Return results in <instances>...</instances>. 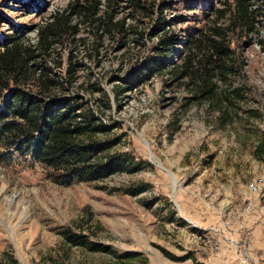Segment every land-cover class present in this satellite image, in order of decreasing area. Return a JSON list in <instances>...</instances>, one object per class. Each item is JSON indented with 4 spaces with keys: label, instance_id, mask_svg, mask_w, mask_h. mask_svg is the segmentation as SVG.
<instances>
[{
    "label": "rangeland",
    "instance_id": "obj_1",
    "mask_svg": "<svg viewBox=\"0 0 264 264\" xmlns=\"http://www.w3.org/2000/svg\"><path fill=\"white\" fill-rule=\"evenodd\" d=\"M87 1L0 0V46L11 38L36 44L56 13ZM100 1L101 15L125 20L129 36L80 26L82 41L67 40L47 66L62 78L74 72L71 96L95 112L107 94L112 109L100 117L121 124L109 136L120 139L112 153L129 154L141 168L62 186L30 159L0 164V264H116L112 255L71 247L62 236L68 230L119 255H140L133 264H239L246 245L264 250V194L248 188L264 180V150L257 154L264 146V0H140L146 11L135 10V0ZM239 2L251 5L255 30L233 22ZM216 27L231 59L211 80L223 98L213 104L202 94L210 72L199 66L209 53L204 33L212 37ZM170 54L167 69L153 74L156 60ZM162 250L188 260L174 262Z\"/></svg>",
    "mask_w": 264,
    "mask_h": 264
},
{
    "label": "trees",
    "instance_id": "obj_2",
    "mask_svg": "<svg viewBox=\"0 0 264 264\" xmlns=\"http://www.w3.org/2000/svg\"><path fill=\"white\" fill-rule=\"evenodd\" d=\"M135 1H138L134 3L135 10L146 11L139 3L140 0ZM100 7V0L73 3L68 9L56 13L38 30L36 44L11 38L0 46L1 165H11L15 156L24 162L30 159L31 163H38L46 170L49 180L62 186L97 184L116 174H134L141 168L129 154L112 153L120 139L111 141L109 136L112 131L121 129V124H108L102 120L105 111L112 109L107 94H103L104 108L95 112L83 98L71 96L70 91L77 82L74 72L67 78H62L47 66L60 45L62 48L69 39L74 44L82 41L76 39L81 32L80 26L89 27L91 33L101 31L109 36H129L126 21L116 20L115 15L108 11L101 15ZM224 16L226 12H222L219 17ZM232 19L234 23L247 26L250 31L255 30L257 18L249 3L239 2L232 13ZM160 29L161 27L157 28L155 36ZM211 33L212 37L209 33H204L209 53L199 68L210 72V81L202 87V94L206 101L214 104L223 102V98L217 85L211 80L217 76L215 72L224 73L231 54L226 46L224 30L216 27ZM92 43L96 44L97 38ZM164 44L168 46L164 50L171 53V40L166 38ZM171 57L170 54L164 59L161 55L156 60L152 73L165 71ZM194 58L195 55L192 54L189 65L192 66ZM263 150L264 146L261 145L257 154L262 155ZM62 236L71 247L112 255L116 264H133L140 257L138 254L119 255L108 246L91 242L85 236L76 235L69 230L63 231ZM162 253L174 262L188 260V257L179 259L166 250H162ZM11 262L18 264L13 259Z\"/></svg>",
    "mask_w": 264,
    "mask_h": 264
},
{
    "label": "built area",
    "instance_id": "obj_3",
    "mask_svg": "<svg viewBox=\"0 0 264 264\" xmlns=\"http://www.w3.org/2000/svg\"><path fill=\"white\" fill-rule=\"evenodd\" d=\"M249 188V192L251 194V196H260L264 194L263 188H264V180H260V181H255L249 184L248 186ZM252 209V206L251 208ZM252 236V233L250 231H248L246 233V238H250ZM229 238L226 237V234L223 236V238L220 239V241H228ZM221 245V244H220ZM222 250L220 253V249L219 252L217 253L216 256L221 257L222 256ZM237 258V257H236ZM238 261L239 264H256V262H262V264H264V250L262 251H258L256 254H254V248L251 245H246L245 246V252L242 253L241 257H238Z\"/></svg>",
    "mask_w": 264,
    "mask_h": 264
},
{
    "label": "crops",
    "instance_id": "obj_4",
    "mask_svg": "<svg viewBox=\"0 0 264 264\" xmlns=\"http://www.w3.org/2000/svg\"><path fill=\"white\" fill-rule=\"evenodd\" d=\"M227 236H228V235L226 234V237H227ZM226 247H227V246H226L225 244H224V245L222 244V248H223V249H225ZM227 248H228V247H227Z\"/></svg>",
    "mask_w": 264,
    "mask_h": 264
}]
</instances>
